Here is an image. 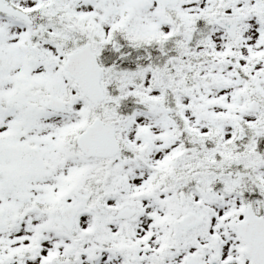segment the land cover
<instances>
[{"label":"snow or ice","instance_id":"snow-or-ice-1","mask_svg":"<svg viewBox=\"0 0 264 264\" xmlns=\"http://www.w3.org/2000/svg\"><path fill=\"white\" fill-rule=\"evenodd\" d=\"M0 264H264V0H0Z\"/></svg>","mask_w":264,"mask_h":264}]
</instances>
